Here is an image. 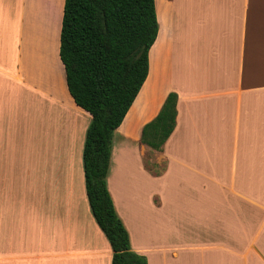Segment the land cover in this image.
<instances>
[{
    "label": "crops",
    "instance_id": "obj_1",
    "mask_svg": "<svg viewBox=\"0 0 264 264\" xmlns=\"http://www.w3.org/2000/svg\"><path fill=\"white\" fill-rule=\"evenodd\" d=\"M63 3L0 0V264H111L84 185L91 116L58 54ZM154 4L107 175L130 248L147 264H264V0ZM169 92L176 124L152 149L141 130Z\"/></svg>",
    "mask_w": 264,
    "mask_h": 264
},
{
    "label": "trees",
    "instance_id": "obj_2",
    "mask_svg": "<svg viewBox=\"0 0 264 264\" xmlns=\"http://www.w3.org/2000/svg\"><path fill=\"white\" fill-rule=\"evenodd\" d=\"M158 29L154 0H64L59 58L74 103L87 111L82 162L85 192L111 249V264H147L129 235L107 188L112 135L148 73V50ZM177 95L169 92L140 141L161 150L176 124Z\"/></svg>",
    "mask_w": 264,
    "mask_h": 264
},
{
    "label": "rangeland",
    "instance_id": "obj_3",
    "mask_svg": "<svg viewBox=\"0 0 264 264\" xmlns=\"http://www.w3.org/2000/svg\"><path fill=\"white\" fill-rule=\"evenodd\" d=\"M23 123V121H20L19 119H18V121H17V125L18 124H22ZM18 131V130H17ZM18 134H19V132H18ZM17 140H18V135H17ZM17 144H18V146L16 147V149H17V153H23V151H22V148H21V146L19 145V141H17ZM158 170V169H157Z\"/></svg>",
    "mask_w": 264,
    "mask_h": 264
}]
</instances>
